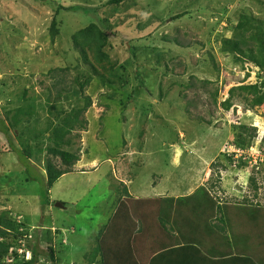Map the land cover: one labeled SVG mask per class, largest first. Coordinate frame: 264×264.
<instances>
[{
	"label": "rangeland",
	"instance_id": "1",
	"mask_svg": "<svg viewBox=\"0 0 264 264\" xmlns=\"http://www.w3.org/2000/svg\"><path fill=\"white\" fill-rule=\"evenodd\" d=\"M107 1L0 0V119L17 106L33 110L8 135L0 131V214L7 212L19 224L15 263L30 255L37 240L43 249L53 247L55 264H87L94 235L120 207V181L138 193L133 198L184 196L206 186L220 204L245 200L264 207V104L250 108L235 90L229 114L219 107L238 81L264 80V70L248 75L220 51L240 15L264 21V0ZM74 4L81 7L63 9ZM53 16L59 31L51 41ZM90 23L109 26L106 51L117 64V89L97 79L82 93L74 85L82 61L72 35ZM55 80L69 90L55 103L57 110L82 108L86 97L91 106L83 113L84 127L67 135L71 147L65 149L79 160L46 192V160L60 166L47 154L49 133L43 132ZM126 93L133 99L123 107ZM242 124L255 128V136L240 147L234 143ZM27 145L33 155L26 168L11 147ZM230 153L237 156L228 158ZM224 257H230L227 250ZM37 262L50 263L43 255Z\"/></svg>",
	"mask_w": 264,
	"mask_h": 264
},
{
	"label": "trees",
	"instance_id": "2",
	"mask_svg": "<svg viewBox=\"0 0 264 264\" xmlns=\"http://www.w3.org/2000/svg\"><path fill=\"white\" fill-rule=\"evenodd\" d=\"M126 1L128 0H108L106 4L119 5ZM79 7L81 6L74 4L62 8L73 10ZM107 29L109 26L101 29L97 24L90 23L72 35L73 49L79 56L77 61H82L81 65L77 64L80 72L74 81L80 93L84 92L93 79L99 80L102 85L117 89L114 86L116 85L114 70L117 64L111 60L106 51L109 46ZM58 31L56 17L53 16L49 27L51 41L58 35ZM113 34L117 35V30L113 31ZM171 40L176 42L175 38ZM220 43V51L230 55L234 62L240 64L243 71L248 72V75L252 71L264 70V21L251 19L242 14L233 28L232 36L222 38ZM128 48L132 55H135V47ZM50 71L54 72L53 69ZM141 84L143 83L140 81ZM60 85V80L52 82L50 89L55 90L56 95L52 100L50 95L47 98L48 116L43 132L49 133L47 138L50 145L46 146V152L52 158H57L60 166L50 158L46 160L43 169L46 175V192L79 160L78 154L65 149V147H71V141L67 135L76 128L84 127L86 120L83 113L91 106L89 97H86V103L82 108L72 107L68 111L57 110L55 103L61 100V94L69 92L65 86L61 88ZM235 90H238V94L245 99L250 108L264 104V80L249 84L238 81L235 86L227 90L226 98L219 103L223 114H229L230 109L232 110L231 98ZM133 91L135 92L136 89ZM126 94L120 101L123 107L129 98L133 99L132 95ZM217 94V90L211 93L214 102ZM9 113L12 115L9 116ZM53 113L54 118H52ZM230 114L234 116L233 112ZM32 116L33 110L30 105L17 106L13 110H8L5 119H0V131L8 135L9 129L15 130L23 118L29 119ZM245 125L237 126L240 131H237L235 135L234 144L240 147L248 145L255 136V128ZM11 150L27 168L33 155V147L27 145L23 150L11 147ZM228 155V158L231 156L233 158L234 153ZM216 166L221 167L218 162ZM239 166L244 165L241 163ZM251 183L256 189L254 178H251ZM124 195L119 197L121 200L119 209L94 235L95 245L88 251L90 255L87 256V264H223L228 260H231V264H262L263 260L254 257L250 252L264 251L263 206L249 204L245 200L237 206L225 203L222 205L218 197L212 196L210 188L206 186H199L192 194L180 197L133 198L128 194L127 189L124 190ZM44 201L48 202L47 197ZM17 223L11 217H7V212L0 214V264H37L40 255L49 258V264H55L53 247L48 245L43 249L37 240L30 251V259L15 263L18 259L15 248L21 235L18 232L19 224ZM235 230H238L240 234ZM56 231L60 233L59 230ZM192 232H199V234L190 236ZM256 237L258 239L252 241ZM250 240L254 245L252 250L249 249ZM181 243L183 246H180ZM202 245H208L209 253H217L221 259L215 260L213 257L202 254L206 251L205 249L199 254L194 251L191 253L187 249L192 247L199 250ZM174 247L177 248L169 250ZM233 247L238 252L236 255L230 254V251H234ZM226 250L230 257H224Z\"/></svg>",
	"mask_w": 264,
	"mask_h": 264
},
{
	"label": "crops",
	"instance_id": "3",
	"mask_svg": "<svg viewBox=\"0 0 264 264\" xmlns=\"http://www.w3.org/2000/svg\"><path fill=\"white\" fill-rule=\"evenodd\" d=\"M120 183L121 184H123V188H121V192H123V196H125L124 195V190H126L127 189V191H128V194L129 195H131L132 197L133 196H135V197H137L138 196V193H136L134 190H133V188L128 184V183H126L125 181H120ZM129 185V186H128ZM111 188V187H110ZM134 191V192H133ZM192 191H194V190H191L189 193H187L186 192V194L185 195H189V194H191L192 193ZM111 192L113 193V190H111ZM115 194H116V190H115ZM136 194V195H135ZM184 195V196H185ZM140 196H142V197H144V198H148L149 196L147 195V194H141ZM171 197H180V196H172V195H170ZM182 196V195H181ZM150 197H152V198H154V197H156V196H153V195H151ZM167 197V196H166ZM105 199H103V201H104ZM104 209H106V208H104ZM111 217H107V220H109ZM195 234H199V232H192L191 234H189L190 236H192V235H195ZM188 235V236H189ZM203 244H205V243H203ZM180 246H183V243H181V245ZM175 248H177V247H174V248H171V249H169V250H172V249H175ZM188 249V251L189 252H191L192 253V251H194V252H196V253H200L203 249H205L206 251L203 253L202 252V254H204V255H206V256H208V257H213L215 260H219V259H221L219 256H218V254L217 253H215V254H210L209 253V248H208V245H202L200 248H199V250H197V249H194V248H192V247H188L187 248ZM252 250V249H251ZM250 254H252L254 257H256V258H261L263 261H262V264L264 263V252H257V251H251L250 252ZM147 256H149V254H147ZM223 264H231V260H228V261H225Z\"/></svg>",
	"mask_w": 264,
	"mask_h": 264
},
{
	"label": "clouds",
	"instance_id": "4",
	"mask_svg": "<svg viewBox=\"0 0 264 264\" xmlns=\"http://www.w3.org/2000/svg\"><path fill=\"white\" fill-rule=\"evenodd\" d=\"M193 192H194V191H193ZM193 192H192V193H193ZM192 193H191V194H192ZM28 253H30V252H28ZM30 257H31V253H30V255H29L27 258H25V259L28 260V259H30Z\"/></svg>",
	"mask_w": 264,
	"mask_h": 264
},
{
	"label": "water",
	"instance_id": "5",
	"mask_svg": "<svg viewBox=\"0 0 264 264\" xmlns=\"http://www.w3.org/2000/svg\"><path fill=\"white\" fill-rule=\"evenodd\" d=\"M56 206L60 207V208H63L62 204H56Z\"/></svg>",
	"mask_w": 264,
	"mask_h": 264
},
{
	"label": "built area",
	"instance_id": "6",
	"mask_svg": "<svg viewBox=\"0 0 264 264\" xmlns=\"http://www.w3.org/2000/svg\"><path fill=\"white\" fill-rule=\"evenodd\" d=\"M234 156L236 157V156H237V154H236V155L234 154ZM234 156H233V157H234Z\"/></svg>",
	"mask_w": 264,
	"mask_h": 264
},
{
	"label": "bare ground",
	"instance_id": "7",
	"mask_svg": "<svg viewBox=\"0 0 264 264\" xmlns=\"http://www.w3.org/2000/svg\"><path fill=\"white\" fill-rule=\"evenodd\" d=\"M29 254V253H28ZM29 256V255H28Z\"/></svg>",
	"mask_w": 264,
	"mask_h": 264
}]
</instances>
